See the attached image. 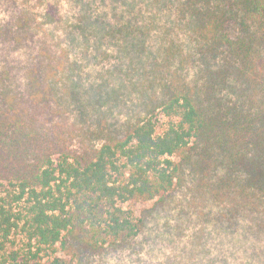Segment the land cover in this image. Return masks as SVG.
<instances>
[{"label": "trees", "instance_id": "obj_1", "mask_svg": "<svg viewBox=\"0 0 264 264\" xmlns=\"http://www.w3.org/2000/svg\"><path fill=\"white\" fill-rule=\"evenodd\" d=\"M72 1L71 46L95 36L125 55L144 53L164 10L180 14L177 30L156 33L161 64L148 71L160 112L86 152L0 123V264H80L129 245L145 221L125 205L164 201L185 169L215 201L264 206V0Z\"/></svg>", "mask_w": 264, "mask_h": 264}, {"label": "rangeland", "instance_id": "obj_2", "mask_svg": "<svg viewBox=\"0 0 264 264\" xmlns=\"http://www.w3.org/2000/svg\"><path fill=\"white\" fill-rule=\"evenodd\" d=\"M79 9L72 0H0V123L21 120L49 140L86 152L159 114L162 92L148 71L161 64L156 52L164 39L156 33L177 30L180 14L164 10L144 53L125 55L95 36L71 46L66 23ZM105 10L98 4L99 13ZM158 118L163 130L166 120ZM180 180L162 202L125 205L145 221L134 242L85 254L80 264H264V206L231 196L215 201L207 179L190 169Z\"/></svg>", "mask_w": 264, "mask_h": 264}]
</instances>
